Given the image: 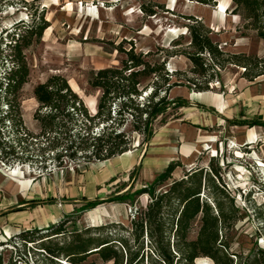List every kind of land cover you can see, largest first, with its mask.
Returning a JSON list of instances; mask_svg holds the SVG:
<instances>
[{
	"label": "rangeland",
	"instance_id": "1",
	"mask_svg": "<svg viewBox=\"0 0 264 264\" xmlns=\"http://www.w3.org/2000/svg\"><path fill=\"white\" fill-rule=\"evenodd\" d=\"M233 8L232 0L207 4L196 0H0V38L4 39L17 21L29 23L41 13L49 24L40 41L24 51L29 66L28 80L20 92L25 126L39 131L32 117L37 106L33 87L54 73L63 75L89 110L95 111L99 90L91 88L88 79L99 68L119 64L122 54L117 45L129 48L133 44L137 52L150 51L148 58L165 59L169 72L179 70L202 82L204 77L192 71V63L183 54L192 51L189 27L198 25L197 21L210 30L212 41L227 54L264 57V39ZM1 47L5 48L4 44ZM204 57L217 70L205 90L208 97L199 98L202 91L188 85L183 75H174L172 80L178 84L169 90L168 97L187 98L190 105L168 110L164 121L156 120L154 131L155 135L165 132L174 162L179 164L171 179L182 177L188 165L208 168L212 159L218 166L221 180L239 209V218L226 232L229 251L246 255L252 247L264 248V124L235 122L257 116L261 119L255 120H264V73L262 78L249 80L243 66L225 63L220 68L207 53ZM200 100L207 109L196 105ZM8 124L1 122L0 127L8 130ZM140 141L135 134L130 149L120 155L91 162L70 161L61 167L50 162L47 171H42L40 157L31 163L12 156L0 159V242L20 228H42L45 232L64 220L69 230L107 222L127 225L136 210L145 208L148 194H140L132 202L112 200L79 208L83 198L107 199L132 183L133 189L143 187L164 170L165 166L155 171L144 165L138 168L146 149ZM150 153H144L145 164ZM15 165L20 173L11 176L8 168ZM48 199L52 201H44ZM33 200L41 203L21 204ZM207 258H196L193 264H213Z\"/></svg>",
	"mask_w": 264,
	"mask_h": 264
},
{
	"label": "trees",
	"instance_id": "2",
	"mask_svg": "<svg viewBox=\"0 0 264 264\" xmlns=\"http://www.w3.org/2000/svg\"><path fill=\"white\" fill-rule=\"evenodd\" d=\"M232 2L233 11L242 14L264 39V0ZM197 23L189 27L192 51L183 54L192 63V71L204 77L202 82L179 70L169 72L165 59L148 58L150 51L137 52L133 44L129 48L117 45L122 54L119 64L99 68L88 79L89 86L99 90L95 111L89 110L61 74H51L33 87L37 106L32 117L38 132L25 126L21 113L20 92L29 76L24 51L40 41L49 24L42 13L31 17L29 23H14L5 38H0V105H4L0 123H9L8 130L0 127V159L12 156L31 163L40 157V167L47 171L50 162L61 167L70 161L91 162L120 155L130 149L135 134L141 137L139 145H146L158 118L164 121L168 110L189 105L187 99L168 97L178 84L172 80L174 75H183L198 91L209 89L217 70L208 64L205 53L216 67L225 63L243 66L249 80L264 73V57L227 54L212 41L210 30ZM235 123L251 126L264 124V120L239 119ZM178 165L169 162L143 187L133 189L132 183L107 199L83 198L79 210L104 201L132 202L138 195L148 194L145 208L136 210L127 225L107 222L69 230L64 220L45 232L42 228L22 229L0 242V264H193L198 257H208L213 264H264V248L252 247L246 255L229 251L226 232L239 218V209L212 159L208 168L191 167L182 177L171 179Z\"/></svg>",
	"mask_w": 264,
	"mask_h": 264
},
{
	"label": "crops",
	"instance_id": "3",
	"mask_svg": "<svg viewBox=\"0 0 264 264\" xmlns=\"http://www.w3.org/2000/svg\"><path fill=\"white\" fill-rule=\"evenodd\" d=\"M203 92H208V91L199 92L198 94H201V96H199V98L208 97V96H203V94H202ZM184 99H187V98H184ZM196 105L198 107L207 109V106L201 100H200V102H196ZM218 106H219V103H218ZM182 107H185V106H182ZM242 119H261V118H258V116H257L256 118H242ZM161 133H162V135H161ZM164 134H165V132L162 131L159 133V135L158 134L155 135V131H154L153 136L151 137L149 142L145 145V148H146L145 152L147 153V152L151 151V153H150L151 155L149 157V160L146 161V164H145V155H144L145 152H144L142 157L139 159L138 168H140L141 165L142 166L144 165V166H146L147 170L149 169L150 171H152V170L155 171V170H157V168L164 167V166L166 167L169 162L174 161V153L170 152L171 142H170L169 138L168 139L166 138V135L164 136ZM196 136L199 137V134L196 133ZM198 137H197L196 141H199ZM191 167H192V165H188V169ZM23 203L28 204L27 202H21V204H23ZM22 229H24V228H22ZM22 229L20 228V229H18V231L13 232V233H17Z\"/></svg>",
	"mask_w": 264,
	"mask_h": 264
},
{
	"label": "bare ground",
	"instance_id": "4",
	"mask_svg": "<svg viewBox=\"0 0 264 264\" xmlns=\"http://www.w3.org/2000/svg\"><path fill=\"white\" fill-rule=\"evenodd\" d=\"M219 6V5H218ZM220 7H222V5L220 4ZM217 8V7H216ZM225 8V7H224ZM222 9V8H221ZM261 77H263V75H260L258 78H261ZM203 94V96H207L208 95V93L207 92H203L202 93ZM222 107V100L219 98V108H221ZM8 173L11 175V176H16V175H18L19 173H20V167L18 166V165H15L14 167H9L8 168ZM4 238V237H3ZM197 259H199V257L197 258ZM201 259V258H200ZM203 259H206V258H203ZM208 259V258H207ZM200 261V260H199ZM199 261H198V263H199ZM203 261V260H202ZM201 261V262H202ZM205 261V260H204ZM204 263V262H203Z\"/></svg>",
	"mask_w": 264,
	"mask_h": 264
},
{
	"label": "water",
	"instance_id": "5",
	"mask_svg": "<svg viewBox=\"0 0 264 264\" xmlns=\"http://www.w3.org/2000/svg\"><path fill=\"white\" fill-rule=\"evenodd\" d=\"M19 166V165H18Z\"/></svg>",
	"mask_w": 264,
	"mask_h": 264
}]
</instances>
